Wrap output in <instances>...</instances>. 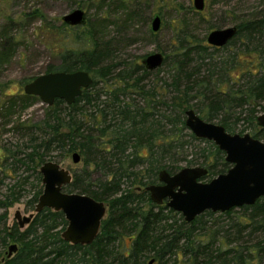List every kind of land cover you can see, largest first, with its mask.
<instances>
[{
	"label": "trees",
	"instance_id": "1",
	"mask_svg": "<svg viewBox=\"0 0 264 264\" xmlns=\"http://www.w3.org/2000/svg\"><path fill=\"white\" fill-rule=\"evenodd\" d=\"M259 1L255 12L224 16L221 25L212 27L225 22L237 27L223 47L208 45L185 21H173L166 46L160 48L168 82L157 77L161 67L148 71L142 64L124 63L114 72L118 64L113 63L109 41L99 42L87 30V21L57 32L58 62L48 63L44 73L85 70L92 83L72 104L55 99L37 120L12 125L19 141L3 146L0 153V186L5 179L12 180L0 191V264H147L150 259L153 264H264L262 198L239 211L207 210L186 222L165 203L151 202L144 189L158 183L161 170L173 174L182 168L181 161L207 168L202 181L229 169L213 142L195 137L186 127V110L217 121L229 133H244L235 127L243 112L242 120L258 126L256 117L264 111V0ZM4 38L2 62L14 48L13 37ZM218 51L223 53L213 56ZM139 71L141 76H135ZM153 73L156 76L147 86L144 77ZM167 92L172 95L164 100ZM0 94L6 122L24 109V101L37 98L23 91L6 93L2 84ZM162 106L165 112L160 111ZM255 128L250 135L262 140L264 129ZM191 142L197 143L198 151L189 158L186 148ZM73 152L79 153L82 167L72 172V181L63 190L107 205L95 240L89 245L64 241L61 232L67 221L61 211L49 208L36 213L23 230L7 226V210L24 196L27 183L32 193L26 204L34 210L42 191L40 166ZM215 214L228 218L227 223L215 222ZM128 233L129 245L123 242ZM11 243L17 249L8 258Z\"/></svg>",
	"mask_w": 264,
	"mask_h": 264
},
{
	"label": "rangeland",
	"instance_id": "2",
	"mask_svg": "<svg viewBox=\"0 0 264 264\" xmlns=\"http://www.w3.org/2000/svg\"><path fill=\"white\" fill-rule=\"evenodd\" d=\"M259 7V0H211V2L205 0L204 10L200 12L193 8L192 0H140L135 5L129 4L128 0H0V42L5 39L4 36H12L14 44V48L11 52L9 51L6 59L3 62L0 60V84L5 85L6 93L21 92V81L44 73L48 63L58 62L57 42L60 41V35L57 32L69 28L61 18L75 8H82L85 11L88 22L87 30L97 37L99 42L109 41L113 63L118 64L114 71L117 72L124 63L141 64V59L145 55L161 52L160 48L166 46L167 39L171 34L170 26L176 19L185 21L187 27L198 38L205 40L207 33L211 30L209 26L214 28L221 25L224 16L244 17L255 12ZM35 10L37 14L32 13ZM156 13H159L162 21L167 24L161 25L158 32L152 33L150 20ZM231 25L230 22H225L220 27ZM211 50L209 49V51ZM222 53V51H218L213 56ZM141 74L139 71L135 73V76H141ZM154 74L146 75L143 83L149 86L156 76ZM157 77H162L167 81L169 73L166 65L161 66ZM158 83L162 84L160 81ZM171 95L167 92L164 100L170 98ZM3 101L4 97L0 94V153L3 146L6 147L10 143L19 141V132L12 129V125H16L18 121L37 120L47 107L38 98L27 99L24 101V109L16 111L6 122L2 115L6 112L4 108H1ZM159 109L165 112L166 106L159 107ZM262 112L264 111L259 112L258 115ZM245 115L246 112L240 114L241 118L235 125L236 132L244 129V133L251 134L255 127L250 124L248 119L242 120L246 117ZM259 128L257 126L255 130L257 131ZM196 145V142H191L187 146L186 153L189 158L191 152L198 151V148H195ZM54 160L62 167L69 169L71 173L82 167L81 162H72L71 154L65 158L55 157ZM180 166H187V163L181 161ZM213 177L215 176L210 178ZM206 180L208 179L204 181ZM10 182L12 180L5 179L4 186H0V191H5V185ZM22 193L24 196L21 200L7 210V226L15 224L19 227L14 218L16 211H20L21 215H29L33 212L28 209L26 204L32 193L28 183L23 186ZM234 208L239 211L241 207ZM214 218H217L215 222L221 225H225L228 220V218L220 217L217 214L214 215ZM27 225L19 229L23 230ZM123 242L127 245L130 244L129 233L124 235Z\"/></svg>",
	"mask_w": 264,
	"mask_h": 264
},
{
	"label": "water",
	"instance_id": "3",
	"mask_svg": "<svg viewBox=\"0 0 264 264\" xmlns=\"http://www.w3.org/2000/svg\"><path fill=\"white\" fill-rule=\"evenodd\" d=\"M196 11H203L205 0H192ZM62 22L68 26H83L87 19L82 8H75L64 14ZM162 19L154 14L150 20L152 33L160 30ZM234 25L210 30L205 41L214 47L225 46L236 34ZM164 55L154 52L145 55L141 64L148 71L161 67ZM92 83V77L85 70L53 71L42 73L22 86L27 95L37 97L43 104L51 106L55 99L72 104L82 94L83 89ZM256 123L264 129V112L256 117ZM185 125L197 138L213 142L224 153L229 169L209 181L201 178L207 174L202 166H184L173 174L161 170L158 183L147 185L151 202L179 212L186 222H190L203 212H225L234 207L252 205L259 198L264 200V141L249 133H229L214 122L202 119L193 109L185 111ZM73 163L80 162L78 152L71 154ZM42 191L38 196L33 212L21 215L16 211L14 218L23 228L34 215L44 208L61 211L67 221L61 238L70 244L89 245L97 237L107 206L93 197L66 192L63 187L72 181V173L58 162L48 160L39 168ZM17 249L15 243L7 247L6 257H11ZM150 259L147 264H153Z\"/></svg>",
	"mask_w": 264,
	"mask_h": 264
},
{
	"label": "flooded vegetation",
	"instance_id": "4",
	"mask_svg": "<svg viewBox=\"0 0 264 264\" xmlns=\"http://www.w3.org/2000/svg\"><path fill=\"white\" fill-rule=\"evenodd\" d=\"M71 27H73V26H71Z\"/></svg>",
	"mask_w": 264,
	"mask_h": 264
}]
</instances>
